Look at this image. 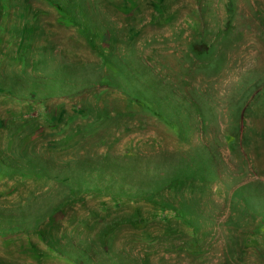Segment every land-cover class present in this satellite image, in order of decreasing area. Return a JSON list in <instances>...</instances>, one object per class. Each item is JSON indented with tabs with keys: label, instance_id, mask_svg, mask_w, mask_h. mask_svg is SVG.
I'll return each instance as SVG.
<instances>
[{
	"label": "rangeland",
	"instance_id": "rangeland-1",
	"mask_svg": "<svg viewBox=\"0 0 264 264\" xmlns=\"http://www.w3.org/2000/svg\"><path fill=\"white\" fill-rule=\"evenodd\" d=\"M0 264H264V0H0Z\"/></svg>",
	"mask_w": 264,
	"mask_h": 264
}]
</instances>
